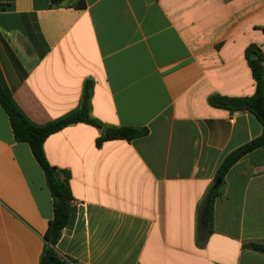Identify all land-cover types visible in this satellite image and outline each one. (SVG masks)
Returning <instances> with one entry per match:
<instances>
[{
    "label": "crops",
    "instance_id": "obj_1",
    "mask_svg": "<svg viewBox=\"0 0 264 264\" xmlns=\"http://www.w3.org/2000/svg\"><path fill=\"white\" fill-rule=\"evenodd\" d=\"M72 1L0 0L1 88L43 125L76 110L89 80L91 117L147 132L95 146L102 126L76 122L45 137L73 205L56 254L66 264H264L242 246L264 244V147L228 168L212 232L194 241L219 162L261 130L247 110L208 98L252 93L244 50L254 44L264 61V0ZM51 214L42 171L0 106V264H38Z\"/></svg>",
    "mask_w": 264,
    "mask_h": 264
},
{
    "label": "trees",
    "instance_id": "obj_2",
    "mask_svg": "<svg viewBox=\"0 0 264 264\" xmlns=\"http://www.w3.org/2000/svg\"><path fill=\"white\" fill-rule=\"evenodd\" d=\"M48 6H56L65 0H47ZM71 6L74 8L84 7V0H73ZM251 54H255L251 57ZM244 57L253 80V91L248 96L224 97L218 95L209 96L211 105L225 107L229 110L245 109L250 112L260 123V133L252 139L238 145L227 152L219 162L213 176L220 181L218 187L212 188V183L205 189L202 197L196 204L194 241L202 247L212 232V207L224 174L228 168L240 157L256 148L264 147V65L262 54L254 44H248L244 50ZM90 81L86 80L83 86L79 107L55 121L43 125H34L28 122L11 103L8 95L0 86V106L6 113L13 139L17 142H25L34 160L40 167L45 186L51 198L52 214L43 232V244L38 257V264H66L55 252L54 245L60 236V232L67 227L73 217V205L71 204V193L68 187V172L52 166L44 156L42 143L45 137L60 128L76 122L90 124L100 128L104 124L88 114ZM227 101H230L228 104ZM105 130L94 140L95 146H99L103 140L124 139L131 140L146 134L145 127L130 125H104ZM244 248L264 252V244L256 242H245Z\"/></svg>",
    "mask_w": 264,
    "mask_h": 264
},
{
    "label": "water",
    "instance_id": "obj_3",
    "mask_svg": "<svg viewBox=\"0 0 264 264\" xmlns=\"http://www.w3.org/2000/svg\"><path fill=\"white\" fill-rule=\"evenodd\" d=\"M250 56H251V57H254L255 54H251ZM227 103L229 104L230 101H227ZM104 129H105V127L102 126L101 129H100V132H103ZM219 183H220V181H219L218 179H215L214 182L212 183V188H216V187H218Z\"/></svg>",
    "mask_w": 264,
    "mask_h": 264
},
{
    "label": "built area",
    "instance_id": "obj_4",
    "mask_svg": "<svg viewBox=\"0 0 264 264\" xmlns=\"http://www.w3.org/2000/svg\"><path fill=\"white\" fill-rule=\"evenodd\" d=\"M262 64H264V61L262 60Z\"/></svg>",
    "mask_w": 264,
    "mask_h": 264
}]
</instances>
